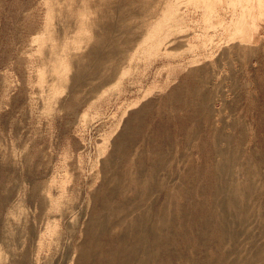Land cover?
<instances>
[{
    "label": "rangeland",
    "instance_id": "obj_1",
    "mask_svg": "<svg viewBox=\"0 0 264 264\" xmlns=\"http://www.w3.org/2000/svg\"><path fill=\"white\" fill-rule=\"evenodd\" d=\"M0 264H264V0H0Z\"/></svg>",
    "mask_w": 264,
    "mask_h": 264
}]
</instances>
